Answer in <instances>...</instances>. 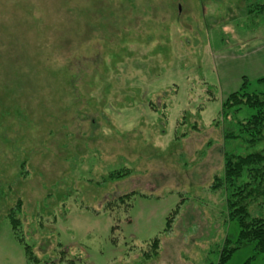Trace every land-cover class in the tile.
Segmentation results:
<instances>
[{"label":"rangeland","instance_id":"1","mask_svg":"<svg viewBox=\"0 0 264 264\" xmlns=\"http://www.w3.org/2000/svg\"><path fill=\"white\" fill-rule=\"evenodd\" d=\"M262 1L0 0V264H29L12 210L38 264H157L141 253L157 235L160 262L216 263L238 234L210 188L236 145L220 113L242 81L264 91V15L247 13Z\"/></svg>","mask_w":264,"mask_h":264},{"label":"trees","instance_id":"2","mask_svg":"<svg viewBox=\"0 0 264 264\" xmlns=\"http://www.w3.org/2000/svg\"><path fill=\"white\" fill-rule=\"evenodd\" d=\"M247 13L256 18L263 16L264 1L257 2L253 8L250 6ZM261 18L260 22L264 17ZM256 81L264 84V77ZM247 86L248 83L242 81L240 88L232 92L222 103L220 113L223 138L227 142H235L236 145L232 150L223 152L222 171L213 176L210 188L225 189L228 192L226 218L228 222L236 221L238 234L235 240L226 237L219 245L218 259L215 264H227L243 243L253 244L255 254L247 257L240 264H252L257 254L262 255V264H264V214L251 215L249 212V207L256 202L264 205V150H252L264 140V91H249ZM242 107H247L254 112L241 119L234 116L233 112L239 111ZM130 174L131 169L123 167L108 171L106 178L113 181ZM139 194L142 196V193ZM135 195L138 193L132 190L122 194L116 200L121 202L125 200L129 208L132 197ZM111 202L113 201L107 202L112 207L109 209H118L122 206ZM180 202L165 216L164 227L161 231L163 234L171 232ZM19 205L20 203H17V207ZM7 219L16 239L23 246L28 263L38 264L39 258L34 254L31 245L24 243L17 234L20 222L14 216L13 210L9 212ZM160 242L161 238L158 235L147 242L146 248L141 251L144 261L153 259L159 254Z\"/></svg>","mask_w":264,"mask_h":264},{"label":"crops","instance_id":"3","mask_svg":"<svg viewBox=\"0 0 264 264\" xmlns=\"http://www.w3.org/2000/svg\"><path fill=\"white\" fill-rule=\"evenodd\" d=\"M160 247H161V242H160ZM235 254V253H234ZM160 256H161V252H159V254L154 258V261L157 263V264H170V260L168 261V260H165V261H159L160 260ZM178 259L180 260V261H182L184 258L182 257V255L181 254H178ZM153 260V259H152ZM149 261L148 260H146V263H148Z\"/></svg>","mask_w":264,"mask_h":264}]
</instances>
